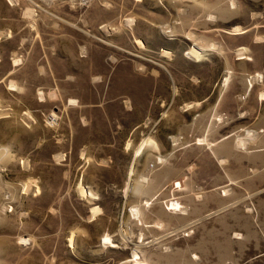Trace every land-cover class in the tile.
Listing matches in <instances>:
<instances>
[{"label":"rangeland","instance_id":"rangeland-1","mask_svg":"<svg viewBox=\"0 0 264 264\" xmlns=\"http://www.w3.org/2000/svg\"><path fill=\"white\" fill-rule=\"evenodd\" d=\"M0 264H264V0H0Z\"/></svg>","mask_w":264,"mask_h":264},{"label":"bare ground","instance_id":"bare-ground-1","mask_svg":"<svg viewBox=\"0 0 264 264\" xmlns=\"http://www.w3.org/2000/svg\"><path fill=\"white\" fill-rule=\"evenodd\" d=\"M196 51H194V50H191V54L193 55V56H195L196 55V53H195ZM197 57V56H196Z\"/></svg>","mask_w":264,"mask_h":264}]
</instances>
